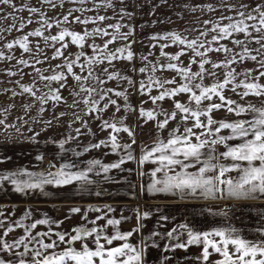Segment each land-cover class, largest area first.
Listing matches in <instances>:
<instances>
[{"label":"snow or ice","instance_id":"1","mask_svg":"<svg viewBox=\"0 0 264 264\" xmlns=\"http://www.w3.org/2000/svg\"><path fill=\"white\" fill-rule=\"evenodd\" d=\"M67 2L79 4L81 7H73L60 17H49L42 7L27 8V5L24 6L37 17L36 22L39 26L0 46V61L15 59V56L10 53L18 46L22 50V56L17 61L20 67L16 70L10 67L4 70V73L8 77L22 76L25 74L23 69L27 67L34 74L33 79L30 84L21 83L20 80L10 81L18 85L19 92L7 88L2 91L4 93L11 91L12 97L28 94L32 98V102L20 105L25 115L33 107L37 108V114H42L50 103L53 107L61 103L66 104L68 111H61L58 115L54 113L47 121H37L36 117H29L33 123L40 122L46 127H52L53 120L58 121L68 115L72 117L69 126L71 123L80 121L82 127H88V121L75 111L83 105L84 108L81 111L85 115L101 120L99 125L101 129H111L107 139H101L98 143H90L84 151L99 149L102 145L107 147L110 144L112 152L123 151L124 154L116 162L108 164H101L99 160H91L85 170L69 171L68 169L74 168L75 165L62 164L55 172H30L22 169L6 174L0 173V184L8 182L14 186L17 193H25L27 190H42L45 185L65 186L74 182H79L82 186L92 184L95 181L89 174L97 165L105 174L112 169L125 170L122 169L123 164L137 160L132 150V145L136 143L135 128L127 126L122 118H117L115 115L109 119L102 118L100 114L107 111L109 107H114L115 112H120L123 108L137 115L141 121L138 126L141 127L152 122L156 129H166L170 120H176L178 114L185 122L183 132H180L178 127L173 128L166 141L154 140L153 146H146L142 149L138 164L143 165L150 161L158 165L150 173H140V175L151 177V182L146 185L147 192L172 194L180 199L212 200L256 199L258 194H264V104L261 107L251 103L239 104L224 95V91L229 89L241 98L264 97V84L260 83V79L264 77V0L254 5L241 3L239 8L225 0L220 10L222 12L231 11L234 15H221L215 23L205 20L204 24H211L212 27L199 31L198 35L192 38L177 32L151 35L152 41L164 40L166 43L148 45L150 51L148 55L140 56L143 63L139 68L135 67L136 55L132 48L137 41L130 39L134 35V28L129 26L130 30L125 32L121 30L125 25L120 22L104 25L103 22L110 19L106 15H84L85 12L102 7L115 10L113 0H99L98 3L92 0L93 8L83 7L89 0H67ZM64 3L65 0H59V3L57 0H41L42 6L48 5L53 11L57 7H62ZM0 4L15 7L13 0H0ZM207 10L217 11L211 4L207 5ZM122 11L124 15L131 18L132 13L123 9ZM77 12L80 15H76ZM8 17H11L14 22L4 28L2 27L3 20ZM224 20L228 22H220ZM15 21L16 17L13 13H7L5 17L0 18V40L5 39V33L13 30L22 31L27 25L33 23L31 18L26 20L21 18L18 25ZM76 23L95 26L91 30L85 27L82 32L74 31L70 25ZM53 27L57 28L56 34L50 32ZM188 31L197 30L189 29ZM210 32L212 33L211 39H208ZM240 35L243 38H237ZM30 37L38 39L33 42ZM98 38L103 39L102 44L96 43ZM117 41L124 43L111 50L110 45ZM223 41H228L232 47ZM70 44L77 46L79 51L76 54L65 56V51ZM170 45L178 46L179 50L175 54L166 52L164 49ZM250 45L254 46L250 47ZM157 46L160 47V56L167 61L166 63L149 60V56L152 55L151 49ZM86 48L91 49V54L85 50ZM4 49L9 51L6 52ZM45 49H51L52 55L49 56ZM213 52L222 55L223 59L214 61L210 56ZM188 53H191L189 64L184 65L181 57ZM23 54H27V58H24ZM55 59H60L62 63L55 65L53 69L50 61ZM114 61H127L129 70L132 72L148 73L146 80L137 82L130 76L123 75L119 70L110 71L109 66ZM247 61L254 62L256 68L238 71L236 66ZM45 62L49 63V69L37 67ZM98 65H104L99 68V72H97ZM192 65L196 66V70H193ZM77 68H79V73L76 71ZM165 70L175 72L180 79H163L155 75L158 71ZM49 71L51 74H46ZM221 73L222 79L220 78ZM69 77L76 82L74 85L68 86ZM206 78H210L213 82L205 85ZM113 80L118 83H127L129 87H135L137 93L148 95L154 107L151 109L139 106L134 108L129 102L127 90L104 87L106 81ZM41 82L47 88L46 92L40 93L37 85ZM53 83L56 87H52ZM169 85L175 86L169 87ZM66 87L71 89L70 103L61 91ZM154 88L159 90L157 95L151 94ZM181 94H187L191 103L176 99ZM113 96L122 98L124 104H119ZM166 98L175 101L174 111L168 112L158 103L165 101ZM214 98L220 102H213ZM205 101H208L207 105L204 104ZM142 103H147V101H142ZM9 107H15V105ZM222 108L238 116L243 113L252 115L250 119L231 122L226 119H214L212 113ZM0 112L5 117L0 118V126H4L5 130L16 128L19 132L20 127L6 122L9 108H2ZM161 116L163 119H159ZM17 119L25 124L28 123V120L23 117ZM188 121H192L191 126H188ZM197 129L200 131H196ZM222 129L230 130V134L221 135ZM88 130L91 131L90 128ZM75 132L79 135L80 128H76ZM122 132L132 138L131 143L118 142V135ZM38 135L39 133H36L30 139L35 141ZM71 139L75 137L70 134L65 139H61L59 147L63 149ZM236 140L239 142L230 143ZM217 145H223L225 151L218 152ZM81 154L76 153V155ZM37 159L42 160L43 156ZM127 171L132 170L127 169ZM233 172L237 175L232 176ZM96 174L100 175V172ZM22 175H26L28 179H19ZM105 179L111 178L105 176ZM93 210L100 211V209ZM70 211L79 213L81 209L72 208ZM109 211L112 209L109 208ZM2 215L3 213L0 212V216ZM28 215L30 213L26 211L23 218L26 219ZM148 215V212H144L139 218H146ZM103 218L104 216L97 217V219ZM49 223L48 219L36 220L28 226H25L22 221L10 223L0 234V253H11L15 260L0 256V264H144L143 249L127 242L133 232L121 233L116 228L121 223L119 219L109 218L106 220V225L101 227H77L74 229L75 234L67 240L65 233H55L57 239L51 242L44 240L45 237L52 235L50 231L32 235V229ZM91 223L95 224L96 221H91ZM107 226L116 228L112 235L106 234ZM16 227L24 228L26 235L9 242L5 237ZM179 227L187 229V225L184 224ZM0 228H4L3 220H0ZM136 230L138 229L133 231ZM176 231L175 228L172 229L166 234L167 237L173 238ZM234 231V229H217L212 232L196 233L189 229L188 239L185 242L170 244L167 248L186 250L190 245L203 244L202 259L204 261H209L212 255L209 251L211 248L221 256L215 264H264V240L259 242L245 240L239 235L233 236ZM215 237L220 239L217 240ZM88 238H92L91 242L94 247H89ZM117 240L123 243L112 247L113 242ZM78 241L81 243L80 249L73 246ZM61 243L67 246L57 251ZM230 245L232 246L231 251L229 250ZM16 249L22 250L17 253Z\"/></svg>","mask_w":264,"mask_h":264},{"label":"rangeland","instance_id":"2","mask_svg":"<svg viewBox=\"0 0 264 264\" xmlns=\"http://www.w3.org/2000/svg\"><path fill=\"white\" fill-rule=\"evenodd\" d=\"M98 3L99 0H96ZM225 0H113L115 5V10L112 8H100L93 9L92 11L85 12L84 15L94 16L96 14L106 15L110 17L103 22L104 25L115 24L117 22L125 25L121 30L129 31L130 27L134 28V35L130 39L137 41L132 45V48L135 52L136 59L134 61L135 67L139 68L142 66V61L140 60L141 55H148L150 49L148 45L152 43L163 44L166 43L164 40L154 42L150 39L151 35L160 33L163 35L166 32H177L184 35H187L189 38L195 37L198 35V32L205 29H210L211 24L205 25V20H211L213 23L218 22V18L221 15H234L231 11H221V5ZM230 4H235L237 8L241 3L254 5L260 3L261 0H227ZM59 3V0H57ZM15 7L10 5L0 4V18L5 17L7 13H13L16 17V23L19 24L21 18L25 20L31 18L33 23L27 25L22 31L13 30L10 33H5V39L0 40V46H2L7 41L13 40L21 35L26 34L29 31L34 30L39 26L36 22L37 17L31 14L27 8L31 7H42L43 11L47 12L49 17H60L61 14H66L69 9L73 7H81L79 4H72L65 0V3L62 7H57L54 11L49 8L48 5H41V0H13ZM211 4L217 11L207 10V5ZM27 5V8L24 6ZM85 8H93L92 0L85 5ZM123 10H126L129 13H132L131 18L123 14ZM76 15H80L79 12ZM71 19V18H70ZM14 21L11 17H8L3 20L2 27L7 28L8 25L12 24ZM222 23H227V20L220 21ZM95 25L89 24L87 26L81 24H72L70 25L71 29L74 31H83L85 27L88 30H91ZM189 29H196L197 31H188ZM111 31V30H110ZM51 34H56L57 28L53 27L50 30ZM46 35L48 33H45ZM212 33H209L208 39H211ZM237 38H243L242 35ZM38 38L30 37V40L35 42ZM96 43L102 44L103 39H97ZM123 41H117L116 43L110 45V49L114 50L117 47L122 46ZM223 43L228 44L229 47L232 45L228 41H223ZM41 45L43 46V41L41 39ZM254 45H250L253 47ZM6 52L9 50L4 49ZM89 54H91V49H85ZM166 52L175 54L179 48L176 45H170L164 49ZM238 50V49H237ZM49 56L52 55L51 49H45ZM79 51L77 46L69 45L68 49L65 51V56L69 54H76ZM152 55L149 56V60L152 62L166 63L167 61L160 56L161 49L159 46L151 49ZM11 55L15 56V59L10 61H0V109L9 108V114L6 116V122L8 124H16L17 127H20V131L17 132L16 128L4 129V126H0V173L6 174L10 171H17L22 169H27L30 172H47L56 170L62 164H73L75 171L85 170L88 167V162L91 160H99L101 164H108L116 162L123 151L112 152L110 144L106 147L102 145L99 149H90L85 152L84 148L90 143H98L101 139H107L110 135L111 129H101L99 125L101 120L95 119L93 116H87L84 114L81 109L84 108L83 105H80L75 109L77 114L81 115L84 120L88 121V127H82L80 121L71 123V115L65 116L61 119L53 120L52 127H46L45 124L37 122L33 123L29 117H36L37 121H47L52 118L54 113L56 115L61 111H68L66 104H59L53 107L51 103L46 106L47 110L42 114H37V108L33 107L27 115L24 113V109L20 107L22 103L32 102V98L28 94L23 96L12 97L11 91L4 93L2 90L12 89L17 92L20 91L18 85L10 83V81L20 80L21 83L30 84L33 79V73L31 69L25 67L23 69L24 75H17L15 77H8L4 70L12 68L16 70L17 67H20L17 64V61L22 56V50L17 46L14 50L11 51ZM191 53H188L181 57V60L184 65L189 64V57ZM24 58H27V54H23ZM211 58L214 61H219L223 59V56L215 52L210 54ZM62 63L60 59L51 60L50 64L52 68H55V65ZM104 65L97 66V72L99 68ZM42 69H49V63L45 62L43 64L37 65ZM238 71H243L245 69H254L256 64L251 61H247L243 64L236 66ZM193 70H196V66L192 65ZM109 70H119L123 75L130 76L132 79L139 82L140 80H146L148 73H138L132 72L129 70V63L127 61H114L112 65L109 66ZM79 73V68L76 69ZM46 74H51L47 72ZM156 76L163 79H180L177 74L171 70L158 71L155 73ZM220 78H223L222 73ZM213 81L210 78L204 80L205 85H210ZM76 82L69 77L67 84L68 86L74 85ZM260 83L264 84V77L260 79ZM40 93L46 92L47 88L44 87V84L41 82L38 85ZM175 85H169V87H174ZM52 87H56V84L53 83ZM106 88H114L118 90H127L129 93V102L133 105L134 108L137 106L143 107L145 109H151L154 105L149 100L148 95L137 93L135 87H129L127 83H118L117 81H106L104 84ZM70 87L62 89V93L65 98L71 102L72 97L69 95ZM158 89L152 90V95L158 94ZM239 91V90H238ZM39 94V93H38ZM226 98L237 101L239 104L251 103L255 104L257 107H261L264 104V97L256 98L254 96H249L246 98H241L237 93L232 92L229 89L224 91ZM113 98L118 100V103L123 105L124 101L122 98ZM181 102L191 103L189 96L187 94H181L176 97ZM142 101H147V103H142ZM174 100L171 98H166L163 102H158L160 106L167 110L168 112L174 111ZM213 102L219 103L218 99H213ZM103 103V102H102ZM205 105L208 104V101L204 102ZM10 105H15V107H9ZM103 119H109L115 115L117 118H122L124 123L132 128H135V139L136 143L132 145V150L134 152L144 149L146 146H153L154 140H167L169 138V133L173 128H179L180 132H183L185 127V122L181 120L180 114L177 115L176 120H170L166 129H156L152 122H148L146 125H140L141 121L138 119L137 115L129 113L128 111L122 110L120 112H115L114 107H109L107 111L100 114ZM213 118L216 120L226 119L227 121H236L239 119H250V113H243L239 116L235 113H228L226 108L214 111L212 113ZM18 117H23L25 120H28V123H23L22 120H18ZM0 118H5L4 114L0 112ZM163 119V117H159ZM192 121H188V126H191ZM76 128H80V134L77 135L75 132ZM91 129L89 131L88 129ZM196 131H200L197 129ZM36 133L39 135L36 137V140L33 141L30 139ZM75 137V139L68 140L64 148L59 147V141L65 139L68 135ZM221 135H229L230 130L222 129L220 132ZM131 137L125 133H120L118 135V142L121 144L131 143ZM82 153L81 155H76V153ZM43 156V159H37V157ZM54 167V169H52ZM95 168L100 169V166L97 165ZM19 179H28L26 175H22ZM28 191V190H27ZM26 191V192H27ZM21 193H17L13 185L8 182L0 184V196L11 195L12 197H19ZM183 255V254H182ZM161 257L166 261H172V264H176L175 260L179 262L181 258V253H163L160 254ZM184 256H187L184 253ZM188 255V259H190ZM167 257V259H165ZM169 261V262H170Z\"/></svg>","mask_w":264,"mask_h":264},{"label":"crops","instance_id":"3","mask_svg":"<svg viewBox=\"0 0 264 264\" xmlns=\"http://www.w3.org/2000/svg\"><path fill=\"white\" fill-rule=\"evenodd\" d=\"M238 142L239 140L230 143ZM216 147L218 152L225 151L223 145ZM133 155L137 160L123 164L122 169L125 170L112 169L105 174L101 169L94 168L89 174L95 181L92 184L82 186L79 182H74L65 186L45 185L42 190H28L19 197L0 196V212L3 213L0 220L4 221V228H0V234L10 223L16 221H22L28 226L36 220L48 219L50 223L38 225L36 229L31 230L32 235L50 231L52 235L45 237L44 240L51 242L57 239L55 233H65L67 240L75 234L74 229L77 227H101L106 225L109 218L119 219L121 223L116 228L121 233L133 232L127 242L143 249L144 264H172V261H166L160 256L163 253H181L180 257L183 259L179 262L175 260L176 264H215V261L221 259L220 254H216L210 248L212 255L209 261H204L203 244L190 245L186 250L167 248L170 244L185 242L189 229L196 233L234 229L233 236L239 235L249 241L264 240V194H258L256 199L212 200L180 199L172 194L149 193L146 191V185L151 182V177L140 173H150L158 165L150 161L139 165L138 160L142 155L140 150L133 151ZM127 169L132 171L129 172ZM68 170L75 171L73 168ZM97 172H100V175H97ZM231 175L236 176L237 173L233 172ZM105 176L111 179L106 180ZM72 208H80L81 211L73 213L70 211ZM109 208L112 211H109ZM26 211L30 215L24 219ZM144 212H148L149 215L146 218H139ZM100 216L104 218L97 219ZM91 221L96 223L92 224ZM181 224L187 225V229L180 228ZM116 228L107 226L106 234L112 235ZM174 228L177 230L174 237H167L166 234ZM135 229L138 230L133 231ZM23 235H26L24 228L16 227L5 239L11 242ZM91 241L92 238H88L89 247H94ZM121 243L123 242L117 240L111 246L115 247ZM66 246L61 243L57 251ZM73 246L80 249L81 243L78 241ZM21 250L16 249V252ZM229 250H232L231 245ZM184 253L187 256H184ZM0 256L15 260L11 253H0Z\"/></svg>","mask_w":264,"mask_h":264}]
</instances>
